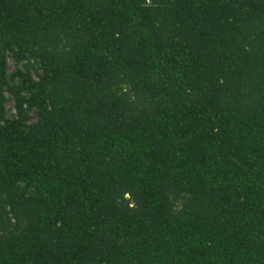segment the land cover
I'll return each instance as SVG.
<instances>
[{
  "label": "trees",
  "instance_id": "1",
  "mask_svg": "<svg viewBox=\"0 0 264 264\" xmlns=\"http://www.w3.org/2000/svg\"><path fill=\"white\" fill-rule=\"evenodd\" d=\"M0 264H264V0H0Z\"/></svg>",
  "mask_w": 264,
  "mask_h": 264
},
{
  "label": "rangeland",
  "instance_id": "2",
  "mask_svg": "<svg viewBox=\"0 0 264 264\" xmlns=\"http://www.w3.org/2000/svg\"><path fill=\"white\" fill-rule=\"evenodd\" d=\"M8 61H9V67L11 68L12 67V64H11V60L10 59H8ZM11 101H9L8 103H7V109H11Z\"/></svg>",
  "mask_w": 264,
  "mask_h": 264
}]
</instances>
